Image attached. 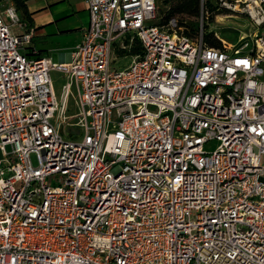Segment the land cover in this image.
Here are the masks:
<instances>
[{"label": "built area", "instance_id": "built-area-1", "mask_svg": "<svg viewBox=\"0 0 264 264\" xmlns=\"http://www.w3.org/2000/svg\"><path fill=\"white\" fill-rule=\"evenodd\" d=\"M86 1L69 62L0 2V264H264V30L215 47L163 0Z\"/></svg>", "mask_w": 264, "mask_h": 264}, {"label": "crops", "instance_id": "crops-1", "mask_svg": "<svg viewBox=\"0 0 264 264\" xmlns=\"http://www.w3.org/2000/svg\"><path fill=\"white\" fill-rule=\"evenodd\" d=\"M33 45L54 62H69L89 23L86 0H25Z\"/></svg>", "mask_w": 264, "mask_h": 264}, {"label": "rangeland", "instance_id": "rangeland-1", "mask_svg": "<svg viewBox=\"0 0 264 264\" xmlns=\"http://www.w3.org/2000/svg\"><path fill=\"white\" fill-rule=\"evenodd\" d=\"M159 4L161 0H158ZM205 1V0H203ZM213 3H217L219 6V13H213V19H206V31L213 32L216 37H218L222 44L226 43L227 45H239L242 42V37L247 34H252L255 31L264 30V25L259 29L256 24L249 18L247 13V5L250 3L255 8L257 7V0H211ZM0 2L6 3L7 0H0ZM228 8L229 12H225L224 9ZM22 12V11H21ZM207 14V13H206ZM212 15V14H211ZM179 18V15H176ZM211 17V16H210ZM27 21L28 19L25 18ZM187 20H197L203 21L201 16H187ZM212 19V20H211ZM200 22V24H201ZM117 57V55H116ZM131 60V57L124 58L123 60L117 62V65L124 66L128 64ZM51 75L54 80L55 89L57 95H60L62 84L65 81L64 74L57 70H52ZM264 80V76L262 77ZM70 112H76L74 99L71 98L69 103ZM67 124H63L62 128L67 129ZM70 130H73V127H69ZM217 141H211L206 144L207 149H212L217 146ZM3 157L2 151L0 150V158ZM32 160L35 164L38 163L36 154H32ZM264 163V158H263Z\"/></svg>", "mask_w": 264, "mask_h": 264}, {"label": "trees", "instance_id": "trees-1", "mask_svg": "<svg viewBox=\"0 0 264 264\" xmlns=\"http://www.w3.org/2000/svg\"><path fill=\"white\" fill-rule=\"evenodd\" d=\"M16 4L18 10L22 13L24 18L30 17V13L28 10V6L25 0H13ZM166 4L170 5L169 12L167 13V17L179 15V23L181 26H184V32L191 36H196L201 29V21L197 20H187V16H201L203 20L204 27V40L210 46H222V41L215 36L213 32H207L206 27V19L212 18L213 13L222 12L219 11V6L217 3H213L211 0H163ZM225 12H229V9H224ZM207 13V14H206ZM212 14V15H211ZM211 16V17H210ZM211 19V20H212ZM201 22V24H200ZM138 49L134 48L133 52H136ZM40 56L41 53L38 51Z\"/></svg>", "mask_w": 264, "mask_h": 264}]
</instances>
